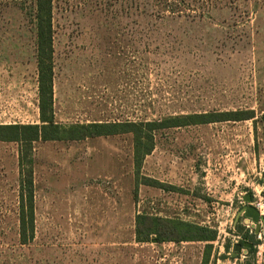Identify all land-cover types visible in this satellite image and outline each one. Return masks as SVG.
Masks as SVG:
<instances>
[{
  "label": "rangeland",
  "instance_id": "rangeland-1",
  "mask_svg": "<svg viewBox=\"0 0 264 264\" xmlns=\"http://www.w3.org/2000/svg\"><path fill=\"white\" fill-rule=\"evenodd\" d=\"M33 14L0 0V125L40 123ZM54 27L61 125L254 119L158 131L138 179L131 134L35 143L29 245L18 238L19 147L0 142V264H203L206 243L137 242L140 214L216 230L209 264H264V217L256 235L241 214L247 195L264 203V0H61ZM156 177L191 185L164 193L145 183ZM248 230L254 257L235 249Z\"/></svg>",
  "mask_w": 264,
  "mask_h": 264
},
{
  "label": "trees",
  "instance_id": "trees-1",
  "mask_svg": "<svg viewBox=\"0 0 264 264\" xmlns=\"http://www.w3.org/2000/svg\"><path fill=\"white\" fill-rule=\"evenodd\" d=\"M31 3L34 6L32 22L36 29V50L38 68L39 124L0 125V142L18 145L19 180H18V238L22 245L31 244L36 236L35 204V158L34 144L37 142L83 141L90 138L110 137L122 134L133 136V162L136 177L145 159L151 155L156 146L155 133L167 129L209 125L220 122H238L254 119L251 111L200 113L162 120H145L140 122H112L61 125L55 121L54 113V6L61 0H13ZM169 2L170 0H165ZM183 2L184 0H180ZM165 12L177 13L174 5H167ZM145 183L165 191L176 188L157 182L153 179ZM244 227H240L242 232ZM216 230L180 219H168L158 216L140 214L136 217V240L139 243L164 242H203L205 257L203 264H209L212 242L217 240ZM248 230L239 244L246 241L253 246L248 250L249 256H256L257 241ZM229 250V245L226 247Z\"/></svg>",
  "mask_w": 264,
  "mask_h": 264
},
{
  "label": "water",
  "instance_id": "water-1",
  "mask_svg": "<svg viewBox=\"0 0 264 264\" xmlns=\"http://www.w3.org/2000/svg\"><path fill=\"white\" fill-rule=\"evenodd\" d=\"M264 181V180H263ZM246 206L241 211V214L245 217L246 225H250L255 230V234L258 235L262 228V217L260 212L252 205L251 196L245 197ZM245 248H252V244H245ZM242 248L241 244H236L235 249L239 251ZM248 251L246 250L245 253Z\"/></svg>",
  "mask_w": 264,
  "mask_h": 264
},
{
  "label": "crops",
  "instance_id": "crops-1",
  "mask_svg": "<svg viewBox=\"0 0 264 264\" xmlns=\"http://www.w3.org/2000/svg\"><path fill=\"white\" fill-rule=\"evenodd\" d=\"M38 69V68H37ZM38 71V70H37ZM3 80V79H2ZM5 80V79H4ZM38 105H39V100H38ZM38 108H39V106H38ZM39 117H40V115H39ZM157 142V141H156ZM157 144V143H156ZM156 147H157V145L155 146V149H154V151L156 150ZM153 151V152H154ZM152 152V153H153ZM151 153V154H152ZM153 180H156L157 182H160V183H163V184H166V185H168V186H171V187H174V188H176V190H170V191H165V190H163V189H160V190H162L164 193H176V192H180V191H182V190H180V189H186V188H188L189 189V187H190V185H191V183L189 182V181H187V180H183V181H179V180H171L170 178H167V179H159L158 177H156L155 179L153 178ZM155 188H157V187H155ZM158 189V188H157ZM183 192V191H182Z\"/></svg>",
  "mask_w": 264,
  "mask_h": 264
},
{
  "label": "built area",
  "instance_id": "built-area-1",
  "mask_svg": "<svg viewBox=\"0 0 264 264\" xmlns=\"http://www.w3.org/2000/svg\"><path fill=\"white\" fill-rule=\"evenodd\" d=\"M253 206L260 212L261 217H264V203L260 202V203L254 204ZM262 245H264V240H263Z\"/></svg>",
  "mask_w": 264,
  "mask_h": 264
},
{
  "label": "flooded vegetation",
  "instance_id": "flooded-vegetation-1",
  "mask_svg": "<svg viewBox=\"0 0 264 264\" xmlns=\"http://www.w3.org/2000/svg\"><path fill=\"white\" fill-rule=\"evenodd\" d=\"M247 243L252 244V242H248V241H246V242L242 245V248H245L244 245L247 244ZM252 246H253V244H252ZM245 249L248 251L250 248H245Z\"/></svg>",
  "mask_w": 264,
  "mask_h": 264
}]
</instances>
